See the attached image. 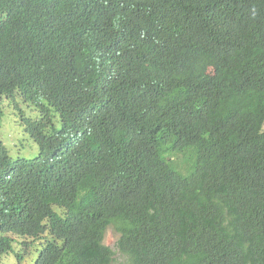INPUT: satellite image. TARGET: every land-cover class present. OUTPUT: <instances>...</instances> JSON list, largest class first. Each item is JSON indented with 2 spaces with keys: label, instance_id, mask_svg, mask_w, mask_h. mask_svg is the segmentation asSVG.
Returning a JSON list of instances; mask_svg holds the SVG:
<instances>
[{
  "label": "trees",
  "instance_id": "obj_1",
  "mask_svg": "<svg viewBox=\"0 0 264 264\" xmlns=\"http://www.w3.org/2000/svg\"><path fill=\"white\" fill-rule=\"evenodd\" d=\"M16 97L38 153L0 141V257L264 264V0H0Z\"/></svg>",
  "mask_w": 264,
  "mask_h": 264
},
{
  "label": "rangeland",
  "instance_id": "obj_2",
  "mask_svg": "<svg viewBox=\"0 0 264 264\" xmlns=\"http://www.w3.org/2000/svg\"><path fill=\"white\" fill-rule=\"evenodd\" d=\"M20 110H22L26 116L35 117L38 115L35 106L25 103L20 97H16L14 101L4 100L0 119V141L4 144L10 157L32 158L38 153V145L25 132L22 123H19ZM58 117L59 116H56L54 119V123L57 127L60 126ZM262 128L264 129V123ZM117 238L118 234L110 227L106 230L104 243L116 251L115 243ZM38 243L37 241L32 244L27 250V254L23 255L22 260H19L18 255L24 252L22 237L14 236L11 249L0 257V264H33L40 250V245ZM115 257L118 261H123L125 259L124 255L118 252Z\"/></svg>",
  "mask_w": 264,
  "mask_h": 264
},
{
  "label": "clouds",
  "instance_id": "obj_3",
  "mask_svg": "<svg viewBox=\"0 0 264 264\" xmlns=\"http://www.w3.org/2000/svg\"><path fill=\"white\" fill-rule=\"evenodd\" d=\"M7 252H8V251H7ZM7 252H6V253H7ZM4 254H5V253H4ZM4 254H2V255H4ZM2 255H1V256H2Z\"/></svg>",
  "mask_w": 264,
  "mask_h": 264
}]
</instances>
